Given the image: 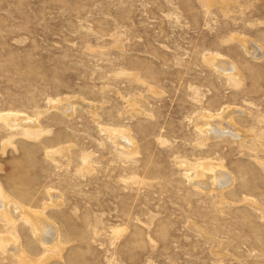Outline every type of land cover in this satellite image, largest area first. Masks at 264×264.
I'll list each match as a JSON object with an SVG mask.
<instances>
[{
    "label": "rangeland",
    "instance_id": "rangeland-1",
    "mask_svg": "<svg viewBox=\"0 0 264 264\" xmlns=\"http://www.w3.org/2000/svg\"><path fill=\"white\" fill-rule=\"evenodd\" d=\"M0 191V264H264V0H0Z\"/></svg>",
    "mask_w": 264,
    "mask_h": 264
},
{
    "label": "bare ground",
    "instance_id": "bare-ground-1",
    "mask_svg": "<svg viewBox=\"0 0 264 264\" xmlns=\"http://www.w3.org/2000/svg\"><path fill=\"white\" fill-rule=\"evenodd\" d=\"M211 1V0H210ZM230 2V1H229ZM255 51H257V49H255ZM255 55V54H254ZM258 54H256L255 56H257ZM211 63V62H210ZM5 118V117H4ZM9 117L5 118L6 120L8 119ZM10 119V118H9ZM10 124L13 125V123L15 124L16 121H13V120H9ZM204 123V122H203ZM230 131V130H229ZM224 132V131H223ZM233 132V133H232ZM224 134V133H223ZM237 134V132L235 131H230V135L231 136H235ZM219 135V133H218ZM221 135V134H220ZM127 139V138H126ZM129 139V138H128ZM129 142V141H128ZM218 164H212V163H209V162H201V166H202V170L201 171H196V175L197 176H203L205 177L207 174L206 172H210L211 171V174L209 176H207L204 180H208L211 179V183L213 184L214 182H217V178L222 176L223 173L220 172V171H214V168L217 166ZM209 170V171H208ZM219 182V181H218ZM221 182V181H220ZM199 183V182H198ZM214 188V187H213ZM1 192V191H0ZM2 194V193H0ZM5 202V201H4ZM10 201H8L7 203H9ZM5 206V205H4ZM6 207V206H5ZM4 207H3V204L0 203V211H3ZM5 210V209H4ZM7 210V209H6ZM8 212V211H7ZM2 215V214H1ZM7 215V214H5ZM7 217V216H6ZM5 218V217H4ZM36 219V218H35ZM7 220V219H6ZM9 221V219H8ZM34 230L38 231V235H39V241L41 240H44L42 242L44 243H48V242H52L53 238L51 236L52 232L51 230H49L48 226L46 224H43L41 222V220H35L34 222ZM42 226V228H41ZM43 231V236H41V232ZM10 241V240H9ZM4 248V246H2ZM7 248V247H6ZM10 249V248H8ZM9 251V250H8ZM15 251V250H14Z\"/></svg>",
    "mask_w": 264,
    "mask_h": 264
}]
</instances>
